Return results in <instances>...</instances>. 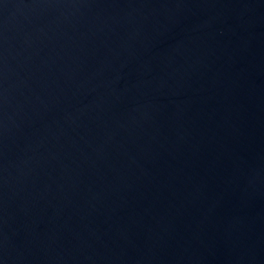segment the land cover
<instances>
[{"label": "water", "instance_id": "water-1", "mask_svg": "<svg viewBox=\"0 0 264 264\" xmlns=\"http://www.w3.org/2000/svg\"><path fill=\"white\" fill-rule=\"evenodd\" d=\"M0 264H264V0H0Z\"/></svg>", "mask_w": 264, "mask_h": 264}]
</instances>
